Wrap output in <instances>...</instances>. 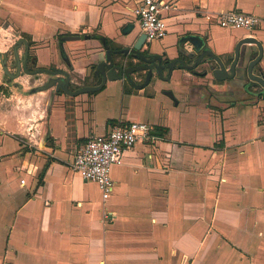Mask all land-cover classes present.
<instances>
[{
	"label": "crops",
	"instance_id": "obj_1",
	"mask_svg": "<svg viewBox=\"0 0 264 264\" xmlns=\"http://www.w3.org/2000/svg\"><path fill=\"white\" fill-rule=\"evenodd\" d=\"M161 1L168 34L142 52L164 69L125 75L145 66L126 52L143 34L141 0H0V264H264V88L198 63L207 49L229 69L245 38L221 13L260 17L264 49V0ZM22 39L30 72L61 74L24 72V43L19 73ZM109 51L120 69L104 84ZM177 60L188 68L171 70ZM131 123L150 139L113 169L104 202L71 164L90 136Z\"/></svg>",
	"mask_w": 264,
	"mask_h": 264
},
{
	"label": "built area",
	"instance_id": "obj_2",
	"mask_svg": "<svg viewBox=\"0 0 264 264\" xmlns=\"http://www.w3.org/2000/svg\"><path fill=\"white\" fill-rule=\"evenodd\" d=\"M168 8L169 6L161 0H141L136 13L147 42L162 40L167 36L168 30L162 12ZM213 19L222 28L243 31L245 38H253V34L263 23L258 16L238 11L221 13ZM151 131L152 128L148 124L131 123L115 126L107 136H90L76 154L71 170L85 182L97 184L105 202L115 190L113 169L124 164L126 154L138 143L148 141ZM22 184L25 185L24 180ZM106 218H111L110 214H106Z\"/></svg>",
	"mask_w": 264,
	"mask_h": 264
},
{
	"label": "water",
	"instance_id": "obj_3",
	"mask_svg": "<svg viewBox=\"0 0 264 264\" xmlns=\"http://www.w3.org/2000/svg\"><path fill=\"white\" fill-rule=\"evenodd\" d=\"M147 41V37L145 34H142L136 44L134 45L132 50H127L126 52H131L133 54V57L138 58L142 60L145 63V66H140L136 68H127L125 71V75H128L130 73H133L137 70H146L149 69L150 71L153 69H156L159 74H161L162 70L164 69L163 65H156L155 62L158 60V62H162L160 58H154L150 59L149 56H147L144 52H142L143 47L145 46V43ZM194 45L198 48V52L202 50V43L200 41L192 40ZM26 45V55H25V61L23 63V69L24 72L27 74H38V73H51V74H61V72H51V71H46V70H38L37 72H30L28 70V59H29V52H30V45L28 42L24 39L20 40L17 42L16 46H14V55L16 58V62L19 67V73L21 71V59L18 54V48L22 46V44ZM252 46H256L258 49V52H253ZM187 54V52H184ZM255 53V54H254ZM113 52L109 51L108 56L105 62L101 64L100 70L102 74L104 75V84L106 83L107 80V70H112V69H120L118 66L115 64V60L112 57ZM208 56L209 58L213 59L216 64L218 65L219 68H211L213 70L214 76L217 80H234L239 77L240 73H243L246 75V78L251 82L253 86H260L264 88V72L261 71V75H256L254 73L255 67L258 66L264 59V49L263 46L258 40L255 38H244L240 40L236 46L235 50V58L233 59V62L230 65V68L227 69V66L225 65V62L220 58L217 57L215 54H213L210 50H205L198 58V63L200 64L204 58ZM0 59H2V56L0 55ZM155 60V61H153ZM7 61H8V56L4 55L3 56V67L4 71L6 74L8 73V67H7ZM180 63L182 64L185 68H188L185 64L182 63L181 60H177L169 66L171 70H174L175 64ZM242 63V64H241ZM152 72L149 73V77H151ZM58 83L60 86H63L65 88V91L68 92V82H64L62 80H53L51 81L50 85H54ZM45 88H49V86H45ZM102 88V86L98 88H85L83 92H89V91H98Z\"/></svg>",
	"mask_w": 264,
	"mask_h": 264
},
{
	"label": "trees",
	"instance_id": "obj_4",
	"mask_svg": "<svg viewBox=\"0 0 264 264\" xmlns=\"http://www.w3.org/2000/svg\"><path fill=\"white\" fill-rule=\"evenodd\" d=\"M24 37L28 38V36H24ZM102 41L107 44V40L102 39Z\"/></svg>",
	"mask_w": 264,
	"mask_h": 264
},
{
	"label": "rangeland",
	"instance_id": "obj_5",
	"mask_svg": "<svg viewBox=\"0 0 264 264\" xmlns=\"http://www.w3.org/2000/svg\"><path fill=\"white\" fill-rule=\"evenodd\" d=\"M40 77H38L37 79H39ZM113 217H111V220H112Z\"/></svg>",
	"mask_w": 264,
	"mask_h": 264
}]
</instances>
